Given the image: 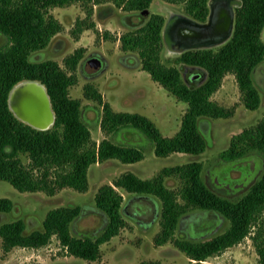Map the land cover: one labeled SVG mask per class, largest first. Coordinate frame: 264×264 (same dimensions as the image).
<instances>
[{"label": "trees", "instance_id": "obj_1", "mask_svg": "<svg viewBox=\"0 0 264 264\" xmlns=\"http://www.w3.org/2000/svg\"><path fill=\"white\" fill-rule=\"evenodd\" d=\"M75 1L78 0H0V31L9 38L8 43L0 46V179L9 181L21 191H43L49 195L63 187L86 191L89 187L88 171L93 163L110 158L132 163L143 157L142 149L137 146L123 145L109 138L99 143L93 140L91 128L83 117L81 101L70 97L68 92L77 81L76 74L68 73L53 59L33 61L30 57L34 51L45 48L62 29L50 8ZM93 1H113L124 10L142 14L153 0ZM166 1L183 4L184 13L199 22H204L210 11L209 0ZM165 21L162 14H151L136 28L124 32L120 41L124 51L138 53L142 68L155 81L188 104L175 135H163L153 120L144 114L115 111L93 84L85 85V93L103 106L101 126L107 133L133 127L155 143L157 155L166 156L173 152L199 154L207 146L199 127L200 117L219 118L233 114V108L211 99L227 73L235 74L248 108L255 109L260 104L253 72L264 59V0H242L236 8L233 33L223 44L186 50L175 58V63L197 66L206 73L204 81L197 85H189L177 65L162 62ZM83 52V48H78L66 57L65 63L70 70L75 71ZM25 80L38 81L47 90L55 119L46 129L22 120L9 105L11 89ZM254 149L264 150V117L234 134L222 156L235 160ZM202 168V162L191 161L165 167L151 178H142L129 171L116 178L114 185H101L95 201L97 208L104 213L106 223L96 237L73 234L72 225L83 210L80 205L50 209L43 228L29 233L22 218L0 222L3 250L8 252L15 246H44L56 235L67 253L88 260L98 259L101 244L117 235L126 224L122 214L124 196L117 186L137 196L161 200L162 232L156 237L159 244L173 237L180 216L189 207L224 215L230 222L224 232L200 241L174 240L175 245L194 260L192 264H207L208 257L242 241L258 223L264 212V173L242 197L230 199L206 184L201 175ZM172 174H178L182 179L179 194L185 201L183 204L178 200L179 194L165 183V178ZM13 207L10 198L0 197V212H8ZM261 221L264 225V220ZM254 238L264 264L263 226L256 230Z\"/></svg>", "mask_w": 264, "mask_h": 264}, {"label": "rangeland", "instance_id": "obj_2", "mask_svg": "<svg viewBox=\"0 0 264 264\" xmlns=\"http://www.w3.org/2000/svg\"><path fill=\"white\" fill-rule=\"evenodd\" d=\"M148 11L145 15L124 10L113 1L97 3L93 0H78L50 8V13L61 23L62 29L45 48L34 51L31 59H53L68 73L76 74L77 81L69 87L68 92L70 97L81 101L83 117L91 128L93 140L99 143L109 138L123 145L137 146L142 149L143 157L132 163L116 158L93 163L88 171L89 187L86 191L63 187L49 195L43 191H21L9 181L0 179V197L10 198L14 205L10 211L0 212V222L22 218L29 233L43 228V221L50 209L80 205L83 210L74 221L72 232L77 236L96 237L102 231L106 217L97 208L95 195L101 185H114V180L125 172L131 171L142 178H151L165 167L200 161L203 165L201 175L206 184L230 199L242 197L262 176L264 150H251L235 160L226 159L222 154L229 148L234 134L255 125L264 117V59L253 72L254 83L261 97L255 109L245 105L235 74L229 72L223 77L221 86L211 99L234 111L228 117H200L199 127L207 142L202 153L173 152L160 156L155 152V143L136 128L123 127L114 134L102 128L103 106L85 93L86 84H93L102 93L103 100L109 102L115 111L146 115L165 136L175 135L181 126L188 104L171 94L142 68L136 51H124L121 47L120 36L136 28L151 14L159 13L165 17L163 30L172 14L186 15L183 4L166 0H153ZM262 38L264 40V28ZM8 42L9 38L0 31V46ZM223 43L207 47H217ZM78 48L84 49L83 57L75 71H72L65 59ZM182 51L165 42L161 60L166 65L180 67L184 79L189 76L192 65L174 62ZM92 58L100 60L99 68L92 66ZM198 83L200 81L190 85ZM14 87L9 94V105L16 114L11 100ZM23 159L28 162L26 156ZM165 183L178 194L183 186L178 174L167 176ZM115 187L124 196L122 214L126 224L117 235L101 244L98 259L88 260L67 253L59 238L53 235L48 244L35 247L38 250L31 254L28 251L32 247L22 246H15L5 252L0 239V264H192L194 260L175 245V238L200 241L224 232L230 225L229 220L219 212L189 207L180 216L173 237L159 244L156 237L162 232L161 200L144 198ZM178 200L182 204L185 202L180 194ZM262 219L264 212L242 241L208 257L206 263L263 264L254 238L256 230L262 226L264 228ZM22 252L25 254L20 256Z\"/></svg>", "mask_w": 264, "mask_h": 264}, {"label": "water", "instance_id": "obj_3", "mask_svg": "<svg viewBox=\"0 0 264 264\" xmlns=\"http://www.w3.org/2000/svg\"><path fill=\"white\" fill-rule=\"evenodd\" d=\"M221 2L222 4H224L227 9H232L234 7V5L236 6H240L242 4V0H209V5L211 7V9H213L214 7V3L215 2ZM143 14H148L149 11L148 9H145L142 11ZM183 18H185L187 20V22H189L188 26L185 27V29H183V38L184 39H178L177 37H175V35L171 34V29L173 27V25L176 23L177 20H175L173 16L170 17V19L168 20V22L165 25V28L163 30V38L164 41L168 44L171 43V41L178 40V41H182L185 42L186 39L189 40L188 38H190V43L187 44L186 46H184L185 48H191V47H205V46H212V45H216V44H220L223 42H226L232 35L233 33V28H234V24L231 21L230 23V30L228 32V34H224V24H223V19H219L216 21H211V19L208 22H198L195 21L194 19H191L190 17L186 16V15H181ZM211 18V16H210ZM232 24V25H231ZM205 36L207 37L204 40H201V42H198L199 44H193V38H198V37H202ZM184 48V49H185ZM183 48H181V50H184ZM92 60H94V62L92 63L93 67L99 68L101 63L100 60L98 58H92ZM91 61V60H90ZM35 82L37 84H39L36 81H32ZM20 83H18L19 85ZM42 89H43V96H42V105L41 108L43 109V111L45 112V114L48 116L49 119H52V121L54 122L55 119V115L53 112V109L51 107V102H50V98L48 96L47 90L45 88V86L43 84H39ZM17 87V85L14 87L13 90H15ZM26 106L29 108L32 116L31 117H37L40 115V107L36 105V102L34 100L28 99ZM13 107V105H12ZM16 115L18 117H20L17 113ZM21 118V117H20ZM33 118H29V119H25V118H21L22 120L30 123L31 125L37 127V128H41V129H46L48 127H50V125L48 123H38L37 120H34ZM52 122V123H53Z\"/></svg>", "mask_w": 264, "mask_h": 264}, {"label": "flooded vegetation", "instance_id": "obj_4", "mask_svg": "<svg viewBox=\"0 0 264 264\" xmlns=\"http://www.w3.org/2000/svg\"><path fill=\"white\" fill-rule=\"evenodd\" d=\"M236 8L237 6L234 5V7L232 9H227V7L222 4L221 2L217 1L214 3V7L213 9H211L210 7V11L208 14L207 19L204 22H208L210 19L211 21H216L219 19H223V24H224V34H228L229 30H230V23L231 21L234 24L235 21V14H236ZM171 16L175 17L174 19L177 20L176 23L173 25L172 29H171V34L175 35V37H177L178 39H184L183 38V29H185L186 26H188L189 22H187V20L185 18H183L182 16H180L179 14H172ZM211 16V18H210ZM192 19V18H191ZM197 21V20H195ZM166 22V21H165ZM199 22V21H198ZM232 25V24H231ZM207 37L202 36V37H198V38H193V44H199L198 42H201V40L206 39ZM190 40V38H188ZM186 39L185 42L182 41H178V40H173L171 41L170 45L176 49H181V48H185L184 46H186L187 44L190 43V41ZM207 47V46H205ZM197 48H203V47H191V48H185L181 53H183L186 50H190V49H197ZM90 62H94V60L90 61ZM184 65V64H182ZM187 65V64H186ZM191 66V65H190ZM190 73L189 76H185V81L190 85L192 82H196V81H204L205 77H206V73L197 66H192L190 68Z\"/></svg>", "mask_w": 264, "mask_h": 264}, {"label": "bare ground", "instance_id": "obj_5", "mask_svg": "<svg viewBox=\"0 0 264 264\" xmlns=\"http://www.w3.org/2000/svg\"><path fill=\"white\" fill-rule=\"evenodd\" d=\"M35 80H25L22 81L19 85H17L16 89L12 94V104L16 111V113L21 117L25 118L26 120L31 117L32 114L29 108L26 106L27 100L31 99L36 102V105L40 107V115L34 120H37L38 123H48L51 125L53 122L52 119H49L48 116L45 114L43 109L41 108L42 105V96H43V89L39 84L32 82Z\"/></svg>", "mask_w": 264, "mask_h": 264}, {"label": "crops", "instance_id": "obj_6", "mask_svg": "<svg viewBox=\"0 0 264 264\" xmlns=\"http://www.w3.org/2000/svg\"><path fill=\"white\" fill-rule=\"evenodd\" d=\"M37 250H38V248L36 249L35 247H32V249H30L29 251L27 250V251L31 254V253L36 252ZM24 252H26V251H24ZM24 252H22L20 256H23L25 254Z\"/></svg>", "mask_w": 264, "mask_h": 264}]
</instances>
